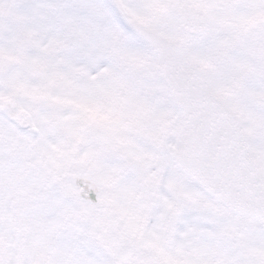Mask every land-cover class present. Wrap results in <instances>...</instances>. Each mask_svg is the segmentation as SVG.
Wrapping results in <instances>:
<instances>
[{
    "label": "snow or ice",
    "instance_id": "obj_1",
    "mask_svg": "<svg viewBox=\"0 0 264 264\" xmlns=\"http://www.w3.org/2000/svg\"><path fill=\"white\" fill-rule=\"evenodd\" d=\"M0 264H264V0H0Z\"/></svg>",
    "mask_w": 264,
    "mask_h": 264
}]
</instances>
